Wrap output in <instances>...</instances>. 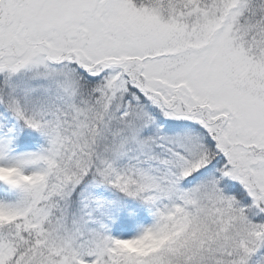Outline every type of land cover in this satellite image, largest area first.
I'll return each mask as SVG.
<instances>
[{
	"label": "snow or ice",
	"instance_id": "snow-or-ice-1",
	"mask_svg": "<svg viewBox=\"0 0 264 264\" xmlns=\"http://www.w3.org/2000/svg\"><path fill=\"white\" fill-rule=\"evenodd\" d=\"M0 264H264V0H0Z\"/></svg>",
	"mask_w": 264,
	"mask_h": 264
}]
</instances>
